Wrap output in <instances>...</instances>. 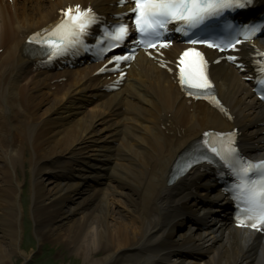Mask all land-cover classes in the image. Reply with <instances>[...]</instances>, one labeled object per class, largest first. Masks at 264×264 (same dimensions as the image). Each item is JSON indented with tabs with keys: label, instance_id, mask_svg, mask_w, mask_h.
Returning a JSON list of instances; mask_svg holds the SVG:
<instances>
[{
	"label": "bare ground",
	"instance_id": "bare-ground-1",
	"mask_svg": "<svg viewBox=\"0 0 264 264\" xmlns=\"http://www.w3.org/2000/svg\"><path fill=\"white\" fill-rule=\"evenodd\" d=\"M72 1L0 0V264L27 258L25 217L34 223L28 243L50 241L82 264H192L201 255L202 264H264V237L227 221L210 206L215 194L191 190L209 186L206 172L168 183L179 148L208 127L236 126L240 147L264 154V106L251 84L222 61L212 65L228 119L187 102L144 55L114 92L104 91L105 76H90L95 65L34 67L24 39ZM94 1L114 10L112 0Z\"/></svg>",
	"mask_w": 264,
	"mask_h": 264
},
{
	"label": "snow or ice",
	"instance_id": "snow-or-ice-1",
	"mask_svg": "<svg viewBox=\"0 0 264 264\" xmlns=\"http://www.w3.org/2000/svg\"><path fill=\"white\" fill-rule=\"evenodd\" d=\"M124 2L125 0H121V3ZM251 2L252 0H134L135 7L131 8L130 12L134 13L133 22L140 37L136 42L146 47L155 48L159 45L161 48H166L170 41L165 33L171 30L169 29L170 24L176 25L174 29L176 32L188 36L192 29L197 28L208 17L219 16L226 9L243 8ZM117 19L119 23L109 25L111 30H106L104 33L109 40V48L118 47L129 33L128 25L123 22L122 15ZM97 20L98 16L91 7L81 8L78 4L74 7L70 6L62 10V17L54 25L41 30L44 33L43 36L40 32L33 33L29 37V42H35L42 46L47 45L51 53L48 58L52 59L64 54L70 48L83 46L84 35ZM262 29H264V25L241 26L235 29L236 36L223 46L191 37L187 42L192 45L207 43L209 47H218L223 51L224 48H234L235 44L240 43L236 37L243 35L245 38H250ZM258 55L264 56V53H258ZM130 58V55H114L112 61L116 62V66L113 70L119 68L120 61ZM227 58L231 61L236 60V57L231 55ZM206 65L207 61L204 59L203 53L197 48L184 49L180 53L177 63L180 84L195 89H211L212 85L206 72ZM260 70L264 75V67H261ZM120 75L123 76V73L121 72ZM258 84L262 89L261 98H264V79H259ZM213 100H215L214 97ZM205 135L207 136V133ZM211 152L223 160L237 177V183L230 190L238 194L237 198H243L246 204L245 214L242 218L238 216V223L241 226L264 230V161L246 160L233 146L230 138L220 148L211 147ZM203 158L207 159L206 156Z\"/></svg>",
	"mask_w": 264,
	"mask_h": 264
},
{
	"label": "rangeland",
	"instance_id": "rangeland-1",
	"mask_svg": "<svg viewBox=\"0 0 264 264\" xmlns=\"http://www.w3.org/2000/svg\"><path fill=\"white\" fill-rule=\"evenodd\" d=\"M25 171L28 170V164H25L24 167ZM27 176V172H26ZM21 178V177H20ZM27 182V181H26ZM23 183V182H22ZM24 195V196H23ZM22 204L24 206V214L25 216L29 213V205L27 201V187L24 188V194H22ZM26 197V198H24ZM22 198V197H21ZM34 227L33 221H30L27 219V217L24 218V223L22 224V228L24 230L23 234V247L26 248L27 251V258L23 260H18L16 264H82V261L76 257V255H73L70 251L66 250L65 248H62L59 250L58 245L53 244L52 242H47L42 247H38L36 241L34 242H27L29 239L28 234L32 232ZM62 247V246H60ZM197 260V261H196ZM170 264L172 262H169ZM192 264H202L201 257L195 258L194 262L191 261Z\"/></svg>",
	"mask_w": 264,
	"mask_h": 264
}]
</instances>
